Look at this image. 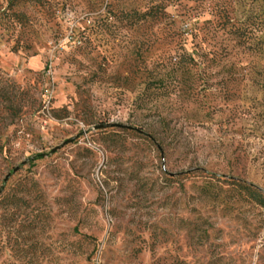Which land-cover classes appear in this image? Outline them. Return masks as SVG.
I'll list each match as a JSON object with an SVG mask.
<instances>
[{"label":"rangeland","instance_id":"374dc122","mask_svg":"<svg viewBox=\"0 0 264 264\" xmlns=\"http://www.w3.org/2000/svg\"><path fill=\"white\" fill-rule=\"evenodd\" d=\"M233 178L264 193V0H0V264H264Z\"/></svg>","mask_w":264,"mask_h":264},{"label":"trees","instance_id":"16d2710c","mask_svg":"<svg viewBox=\"0 0 264 264\" xmlns=\"http://www.w3.org/2000/svg\"><path fill=\"white\" fill-rule=\"evenodd\" d=\"M97 126H99V125H97ZM99 130H101V129H99ZM131 131H136V130H131ZM136 132L141 133L139 131H136ZM42 157H43V154H37L31 158V161L34 162V161L40 160ZM229 183L232 185L233 184L236 185L240 191H244L245 193L250 195V197L256 202L257 205L264 208V193L260 192L253 185L246 183V182H243V181H239L236 178H233L231 180V182H229ZM3 200L6 202L7 205H17L18 204L17 202L21 201L22 198H18L17 196H15L13 194H5L3 197Z\"/></svg>","mask_w":264,"mask_h":264},{"label":"water","instance_id":"95a60500","mask_svg":"<svg viewBox=\"0 0 264 264\" xmlns=\"http://www.w3.org/2000/svg\"><path fill=\"white\" fill-rule=\"evenodd\" d=\"M107 128H119V129H128V130H136V131H139L141 132L140 130H137V129H134L130 126H126V125H121V124H113V123H107V124H101L99 126H96L95 129H107ZM76 137H72V138H69L67 140H65L61 145L53 148L51 150V153H54L56 150L62 148L63 146L69 144V143H72L74 140H75ZM19 169V167H16L12 170V172H16L17 170ZM10 174H8L5 179H4V182L7 181V179L9 178Z\"/></svg>","mask_w":264,"mask_h":264}]
</instances>
